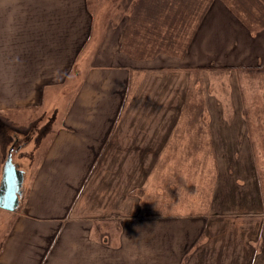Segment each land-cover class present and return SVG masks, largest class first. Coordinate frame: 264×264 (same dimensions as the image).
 <instances>
[{
  "label": "rangeland",
  "instance_id": "374dc122",
  "mask_svg": "<svg viewBox=\"0 0 264 264\" xmlns=\"http://www.w3.org/2000/svg\"><path fill=\"white\" fill-rule=\"evenodd\" d=\"M88 1L94 15L93 37L99 40L103 30L102 60L88 50L86 66L76 65L68 80L40 82L41 94L33 102H26V97L33 94L36 82L0 81V180L2 163L14 141V163L27 170L48 145L52 126L69 108L71 98L76 101V112L87 111L83 116L93 123H99L95 117L105 123L120 118L157 122L163 127L147 130H151V142L149 151L145 147L143 152L145 159L138 160L134 152V159L119 161V171L133 174L130 194L139 201L140 216L130 222H95L100 239L108 235L99 231H115V225L121 230L126 222L127 237L122 231L114 235L112 250L118 253L114 263L174 264L182 255L183 264H255L258 255L257 264H264V54L256 58L254 42L244 35L240 23L224 26L225 19L219 24V4L208 39L204 38L216 51H225L216 52L214 59L203 50L193 57L174 55L189 33L188 28L185 34L189 0H178L174 15H163L150 28L143 26L147 18L140 17L144 23L132 22L129 33L118 40L124 17L112 30L108 27L125 10L121 0ZM232 1L239 2L248 21L260 18L257 13L262 14V7L254 0ZM161 29L170 33L171 41L161 38ZM158 51L165 52L155 56ZM151 67L169 69L164 76L167 82L160 86L145 82L143 77ZM180 70L188 73L184 85V77L179 82L175 76ZM74 115L73 108L60 120ZM135 142L140 140L125 146L131 148ZM15 216L16 211L0 208V245ZM57 224L34 225L19 217L15 224L19 229L13 231L19 232L16 240L21 232H37L24 241L35 250L40 243L46 244L43 238L49 239L47 234ZM71 225L61 237L57 256L79 248V226ZM8 254L15 259L13 251L7 252L0 264H8ZM33 257L34 253L28 259ZM20 259L28 260L25 255Z\"/></svg>",
  "mask_w": 264,
  "mask_h": 264
},
{
  "label": "crops",
  "instance_id": "0c3cea01",
  "mask_svg": "<svg viewBox=\"0 0 264 264\" xmlns=\"http://www.w3.org/2000/svg\"><path fill=\"white\" fill-rule=\"evenodd\" d=\"M215 5L213 3L202 20L194 25L185 57L196 56L198 51L203 50L206 57L215 59L216 52L220 53L209 46L208 40L204 41L205 37L208 39L210 25L214 24ZM220 12L223 21L218 20L219 24L226 19L225 22H228L224 26H229L226 12ZM211 20L213 22L210 23ZM237 22L240 21L236 20L234 23ZM113 27L108 28L112 30ZM240 28L254 42L253 51L258 55L256 58H259L264 54V31L250 34L245 25L242 24ZM95 31L94 15L88 0H0V81L36 82L33 94L26 97V102L35 101L39 92L41 94L40 82L68 80L76 65L86 66L89 63L88 50H93L94 57L99 56L102 60L103 30L99 32V40L92 35ZM120 34L116 40L120 39ZM117 44L119 48V42ZM92 61L90 63L94 64ZM98 65L102 66V63ZM149 69L151 70L143 77L145 82L156 86L167 82L168 79L164 76L169 74V69ZM180 71L175 76L179 82L184 77V85L188 73ZM81 79L84 80L85 77L82 76ZM173 86L174 79L171 87ZM75 103L71 98L70 106L66 107L61 118L66 119L73 108L75 115L69 120L58 119L52 126L48 145L29 169L24 171L23 196L14 222L16 224L21 217L23 221H30L34 225L58 224L53 233L47 234L49 239L43 238L46 244L40 243L35 250L29 244H24V241L37 232H21L22 236L16 240L19 232L13 230L17 231L19 227L14 224L0 249V257L7 252H14L15 259L10 254L6 255V258L10 256L6 261L8 264H115L118 253L112 250L116 247L114 235L122 231L123 237H127L129 232L126 230V222L121 230L117 225L114 226L115 231L106 229L107 233L104 234L108 236L102 239L96 235L99 224L96 226L95 222L102 219L113 224L114 220L119 219L130 222L140 216L139 201L134 198L135 195L130 194L133 174L127 176L126 169L124 172L119 171V161L134 159V152H138V160H144L143 152L145 147L149 151L148 143L151 142V130H147L163 126L152 121H126L125 118L105 123L95 117L99 123H93L83 116L87 111L76 112ZM126 127L128 129L124 130ZM135 129L146 131L139 133L134 132ZM131 140H140V143L135 142L131 148H127L125 144H129ZM56 162H64V166H49ZM43 177L52 179L45 181ZM71 224L79 226V248L57 256L54 253L57 249L60 250L58 245L61 237ZM101 242L105 244H100ZM106 248L110 250H105ZM32 253L34 257L29 260ZM21 255H25L28 260L20 259ZM181 258L182 255L174 264H183ZM257 261L258 255L254 259L255 264Z\"/></svg>",
  "mask_w": 264,
  "mask_h": 264
},
{
  "label": "trees",
  "instance_id": "16d2710c",
  "mask_svg": "<svg viewBox=\"0 0 264 264\" xmlns=\"http://www.w3.org/2000/svg\"><path fill=\"white\" fill-rule=\"evenodd\" d=\"M250 2V0H248ZM174 2L172 6H169L168 4ZM178 0H121L122 5L124 6V12L121 14V18L117 19V22H110L113 26L115 24L119 25L120 22L123 20V17L125 19V22H123V30L120 35L124 36L125 34L129 33L130 28L132 26V22L135 24L139 22L140 24L144 23L141 20H139L140 17L147 18V21L143 24V26L147 25L148 28H150L151 23H155L156 20H159L163 17H172L174 15V10L177 8V5L179 4ZM256 3L255 5H260L262 7V14L259 12L257 13V16L260 18H256L253 20L248 21L246 17H244L245 12L239 5L238 1H232V0H195V3H191L189 0V6L187 11H189L188 16L190 17L189 20H185L186 23H188V27L185 31V34L189 28V33L187 35V38L185 40L184 46H182V49L178 50L174 53V55H184L187 51V47L189 45V40L192 35V30L194 25H196L200 20H202V17L204 14L211 9V6L214 4L221 5V10L225 11L228 18L229 23L231 25H234V22L236 20L240 21L239 23L242 25H245L250 34H254L258 32L259 30L264 31V0H254ZM120 3V4H121ZM190 7V9H189ZM258 9V7H257ZM256 8L255 10L258 11ZM172 12V14H170ZM185 12V11H184ZM242 14L244 16H242ZM238 23V22H237ZM255 25V26H254ZM135 31L137 30V27L134 28ZM166 29V28H165ZM166 32H170V30L166 29ZM165 30H160L159 35L163 40H169L168 37L170 33L166 34ZM177 40V38H175ZM165 52V51H164ZM164 52L158 51L155 56L162 54ZM127 54V53H126ZM129 56V55H128ZM154 57V56H153ZM146 58V57H144ZM18 210H16L17 212ZM16 218L13 220V224H11V230L14 226ZM11 232V231H10ZM8 232V234L10 233ZM105 233L102 231H99V234ZM107 233V232H106ZM7 234V235H8ZM7 237V236H6ZM5 237V238H6ZM105 244V242H104ZM4 241L0 245V247H3Z\"/></svg>",
  "mask_w": 264,
  "mask_h": 264
},
{
  "label": "water",
  "instance_id": "95a60500",
  "mask_svg": "<svg viewBox=\"0 0 264 264\" xmlns=\"http://www.w3.org/2000/svg\"><path fill=\"white\" fill-rule=\"evenodd\" d=\"M12 145L2 163L0 180V208L8 211H15L18 206L25 174L14 163V144Z\"/></svg>",
  "mask_w": 264,
  "mask_h": 264
}]
</instances>
